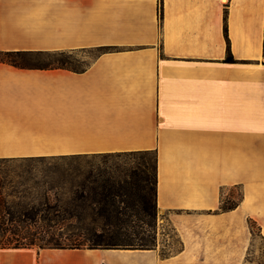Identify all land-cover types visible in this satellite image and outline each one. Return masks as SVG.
I'll use <instances>...</instances> for the list:
<instances>
[{
  "label": "crops",
  "instance_id": "obj_1",
  "mask_svg": "<svg viewBox=\"0 0 264 264\" xmlns=\"http://www.w3.org/2000/svg\"><path fill=\"white\" fill-rule=\"evenodd\" d=\"M10 51L97 55L83 71L0 58V159L154 151L179 246L0 247V264H258L264 0H0Z\"/></svg>",
  "mask_w": 264,
  "mask_h": 264
},
{
  "label": "trees",
  "instance_id": "obj_2",
  "mask_svg": "<svg viewBox=\"0 0 264 264\" xmlns=\"http://www.w3.org/2000/svg\"><path fill=\"white\" fill-rule=\"evenodd\" d=\"M227 31V28H226ZM63 51H10L2 60L23 68H68L83 71L86 67L73 66L63 56ZM43 56L54 57L52 61H40ZM61 57V58H59ZM228 61L233 57L229 55ZM152 152V151H138ZM130 153H95L56 155L53 157H81L82 155H132ZM153 171L146 168L130 170L124 176L114 172L85 173V179L74 185L70 200L57 199L54 203L46 197L40 208L32 215L17 219L9 211L0 212L1 248H122L153 249L156 247V222L158 218L157 186L158 167L155 153ZM46 156L11 159H38ZM50 157V156H49ZM58 188V186H57ZM52 189V188H51ZM49 191V190H48ZM223 206L224 209L234 208ZM75 219H90L93 226L86 228L87 239L66 238L63 233L56 236L57 229ZM45 224L37 225L38 221ZM9 221V222H8ZM60 225V226H58ZM60 229V228H59ZM117 233H124L120 237ZM167 256L168 254H162Z\"/></svg>",
  "mask_w": 264,
  "mask_h": 264
},
{
  "label": "rangeland",
  "instance_id": "obj_3",
  "mask_svg": "<svg viewBox=\"0 0 264 264\" xmlns=\"http://www.w3.org/2000/svg\"><path fill=\"white\" fill-rule=\"evenodd\" d=\"M97 55L96 51H80L67 53L63 56L70 64L78 68L86 67ZM61 58V57H59ZM54 57H46L40 61H52ZM261 80V79H260ZM264 80V79H262ZM50 156V157H49ZM47 155L38 159H0V212L9 211L17 219L24 218L25 214L32 215L35 209L40 208L48 197L51 203L57 199L65 201L73 196L74 185L85 179V173L114 172L124 176L130 170L146 168L153 171L155 167V152H135L132 155H82L81 157H53ZM58 186V188H57ZM52 188V189H51ZM49 190V191H48ZM235 198L242 197L243 191H234ZM237 201L226 199L222 206H232ZM164 221V220H163ZM9 222V221H8ZM160 228V218L156 222V244L163 242L161 254H169L179 246V239L173 228L164 221ZM45 224L38 221L37 225ZM60 226V225H58ZM93 226L90 219H75L72 223H65L56 228L57 235L63 233V239H87L89 234L86 228ZM124 237V233H117ZM252 262L264 264V237L257 236L251 250Z\"/></svg>",
  "mask_w": 264,
  "mask_h": 264
}]
</instances>
